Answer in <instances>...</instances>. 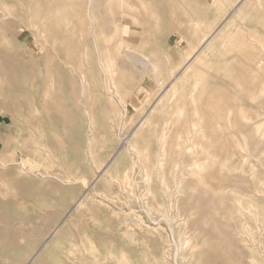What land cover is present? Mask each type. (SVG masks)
<instances>
[{
	"label": "rangeland",
	"instance_id": "1",
	"mask_svg": "<svg viewBox=\"0 0 264 264\" xmlns=\"http://www.w3.org/2000/svg\"><path fill=\"white\" fill-rule=\"evenodd\" d=\"M241 1L102 2L109 95L88 0H0V264H264V0Z\"/></svg>",
	"mask_w": 264,
	"mask_h": 264
},
{
	"label": "bare ground",
	"instance_id": "2",
	"mask_svg": "<svg viewBox=\"0 0 264 264\" xmlns=\"http://www.w3.org/2000/svg\"><path fill=\"white\" fill-rule=\"evenodd\" d=\"M87 1V0H86ZM102 0H88V2L91 4V7H87L86 9V11L87 12H85L86 13V17H87V20H88V22H89V35H90V37H91V39H92V41H93V45H94V49H95V51H96V54H97V66H98V68H100L104 73H105V75H106V81H105V84H106V91H107V93L110 95L111 93H110V85L108 84V80H107V77H109L110 76V74H112V73H114V72H112L111 71V68H110V66L107 64V63H104V61L102 60V53H101V49H100V46H99V35H103L102 33L104 32V28H100V23H99V21H98V18H97V16H96V14H95V12H94V8H96L97 10H100L101 9V4H102V2H105V1H107V0H104V1H102ZM111 2V0H108V2ZM241 1V0H240ZM246 0H243V1H241V2H245ZM107 2V3H108ZM87 3V2H86ZM107 3L105 2V4L107 5ZM132 3V2H131ZM139 3V2H138ZM109 4V3H108ZM244 4V3H243ZM3 5V4H2ZM92 5H97V7H92ZM122 5H124V4H122ZM140 5H142V4H140ZM90 6V5H89ZM103 6H104V3H103ZM102 6V7H103ZM134 6V5H133ZM142 6H144V5H142ZM238 6V5H237ZM246 6V5H245ZM2 8H3V6H2ZM121 9H123L124 11H125V9L124 8H122V7H120ZM132 8V7H131ZM143 8V7H142ZM219 8V7H218ZM222 8V7H221ZM239 7H236L235 8V10L234 11H236V9H238ZM245 8V7H244ZM4 9V8H3ZM12 9V8H11ZM78 9H79V7H78ZM111 9V8H110ZM110 9L109 8H107L106 10H108V11H110ZM119 9V8H118ZM128 9H130V8H127V10ZM144 9V8H143ZM9 10V9H8ZM102 10H103V8H102ZM104 10H105V8H104ZM123 10H118V11H123ZM136 10V9H135ZM138 10V9H137ZM137 10H136V12H137ZM56 11V10H55ZM78 11V10H77ZM76 11V12H77ZM107 11V12H108ZM129 11V10H128ZM128 11H126V12H128ZM132 11V10H131ZM130 11V13L132 14V12L134 11V9H133V11L131 12ZM146 11H147V9H146ZM220 11H222V13H223V10L221 9ZM225 11H227V10H225ZM224 11V12H225ZM73 12V11H72ZM104 12V11H103ZM106 12V13H107ZM120 12V13H121ZM125 12V13H126ZM125 13H123V17L125 18L126 16H124V14ZM232 13V12H231ZM234 13V12H233ZM101 14V13H100ZM105 14V13H104ZM113 14V12L111 13V15ZM130 14V15H131ZM74 15H75V13H74ZM74 15H72V16H74ZM77 15V14H76ZM109 15V14H108ZM110 15V16H111ZM114 15V14H113ZM77 16H79V15H77ZM129 16V15H128ZM127 16V17H128ZM209 16V15H208ZM221 17H222V15H220ZM227 16V15H226ZM83 17V16H82ZM106 17V16H105ZM122 15H121V17H117V16H111V17H106L107 18V23H110V27L112 26V28H109V30L110 31H108V32H110V34H113V35H115L116 34V36H118L119 35V29H120V27L123 25V24H121L120 22H122ZM176 17V16H175ZM204 17V16H203ZM54 18V17H53ZM81 18V17H80ZM130 19H131V17H129ZM177 18V17H176ZM217 18V17H216ZM220 18V17H219ZM223 18V17H222ZM3 19V18H2ZM78 19H79V17H78ZM156 19H158V18H156ZM179 19V18H178ZM200 19V18H199ZM225 19H226V17H225ZM229 19V18H228ZM228 19H226V20H228ZM9 20V19H8ZM47 20V19H46ZM80 20V19H79ZM132 20H133V17H132ZM134 20H135V18H134ZM220 20V19H219ZM226 20H225V22H226ZM2 21H4V20H2ZM57 21V20H56ZM76 21V20H75ZM83 21H84V19H83ZM157 21H159V19L157 20ZM156 21V22H157ZM18 22V21H17ZM45 22V21H44ZM66 22V21H65ZM85 22V21H84ZM176 22V21H175ZM220 22V21H219ZM223 22V20H221V23ZM223 23L224 25L226 24V23ZM63 23V22H62ZM61 23V24H62ZM73 23V22H72ZM138 23V22H137ZM136 23V24H137ZM220 23V26H218V24H215V25H217L215 28V30L210 34V35H205V36H207V37H205L204 35V37H205V39L203 38V44H202V46H201V48H203V47H205V46H207L209 43H212V41L211 40H213V38H214V36L221 30V28H222V26H223V24H221ZM42 24V23H41ZM66 24V23H65ZM70 24V23H69ZM125 24V23H124ZM160 24V23H159ZM256 24V23H255ZM64 25V24H63ZM62 25V26H63ZM84 25V24H83ZM138 26L140 25V24H137ZM142 25V24H141ZM156 25V24H155ZM193 25V24H192ZM186 26V25H185ZM195 26H197V25H195ZM198 26H199V24H198ZM197 26V27H198ZM68 27V26H67ZM85 27V26H84ZM124 29H125V31L124 32H126V30L128 31V29H126V27L127 26H125L124 25ZM193 27V26H192ZM213 27V26H212ZM260 27V26H259ZM29 28H31V26L29 27ZM37 28V27H36ZM45 28H46V26H45ZM82 28V27H81ZM198 28H200V27H198ZM198 28H196L194 31H197V30H199ZM202 28V27H201ZM67 29V28H66ZM136 29V28H135ZM156 29H157V26H156ZM177 29V28H176ZM194 29V28H193ZM207 29V28H206ZM214 29V28H213ZM38 30V29H37ZM120 30H122V29H120ZM209 30H211V29H209ZM74 31V30H73ZM130 31V30H129ZM135 31V30H134ZM137 31V30H136ZM154 31V30H153ZM204 31V30H203ZM198 32V31H197ZM80 33H82L81 31H80ZM117 33H118V35H117ZM129 33H131V32H129ZM134 33H136V32H134ZM193 33V32H192ZM221 33V32H220ZM73 34V33H72ZM171 34V33H170ZM206 34V33H205ZM209 34V33H208ZM39 35V34H38ZM82 35V34H81ZM42 36V35H41ZM75 36V35H74ZM115 36V37H116ZM39 37V36H38ZM83 37V36H82ZM105 37H107V36H104V38ZM119 37V36H118ZM121 37H122V35H121ZM128 37V36H127ZM131 37H133V36H131ZM130 37V38H131ZM41 38V37H40ZM109 38V37H108ZM141 38V37H140ZM231 38V37H230ZM39 39V38H38ZM80 39H81V37H80ZM103 39V38H102ZM3 40V39H2ZM104 40V39H103ZM119 40H120V38H119ZM131 40H133V39H131ZM140 40V39H139ZM77 41V40H76ZM211 41V42H210ZM9 42V41H8ZM129 42V41H128ZM138 42V41H137ZM202 42V41H201ZM229 42V41H228ZM255 42V41H254ZM16 43V42H15ZM46 43V42H45ZM146 43V42H145ZM47 44V43H46ZM144 44V43H143ZM147 44V43H146ZM201 44V43H200ZM255 44H257V42L255 43ZM88 45V44H87ZM103 45H104V43H103ZM86 46V45H85ZM147 46H148V44H147ZM192 46V45H191ZM225 46V45H224ZM73 47V46H72ZM88 47V46H87ZM54 48V47H53ZM78 48V47H77ZM86 48V47H85ZM102 48V47H101ZM132 48V47H131ZM222 48H223V46H222ZM146 49V48H145ZM132 50V49H131ZM131 50H129V49H126V51H124V53H125V57H127V59H129L130 61H131V63L133 64V65H142V67H144V68H147V67H149V66H151L153 69H157L158 70V73L161 71V65H160V63H159V60L157 59V61H155V62H157V65L155 64V67L154 66H152V63H151V61L149 60L151 57H147L145 54H138V53H136V51L137 50H133V51H131ZM164 50V49H163ZM222 50V49H221ZM226 50V49H225ZM234 50V49H233ZM56 51V50H55ZM73 51V50H72ZM88 51V50H87ZM102 51H103V49H102ZM105 51V50H104ZM135 51V52H134ZM139 51V50H138ZM193 51V50H192ZM70 52V51H69ZM86 52V51H85ZM119 52V51H118ZM139 52H141V50L139 51ZM166 52V51H165ZM189 52V51H188ZM197 52V51H196ZM195 52V53H196ZM228 52H230V51H228ZM232 52V51H231ZM123 53V52H122ZM234 53H236V52H234ZM238 53V52H237ZM82 54V53H81ZM253 54V53H252ZM56 55H58V54H56ZM192 55L193 54H189L188 55V57H187V59L185 60V66L181 69V72L182 71H185V70H187V69H189L190 68V64L194 61V59L193 58H191L192 57ZM254 55H255V53H254ZM32 56V55H31ZM46 56V55H45ZM249 56V55H248ZM84 57V56H83ZM89 57V56H88ZM257 57H258V55H257ZM259 57H262V55L261 56H259ZM63 58V57H62ZM65 58V57H64ZM90 58V57H89ZM88 58V59H89ZM160 58V57H159ZM167 58V57H166ZM38 59V58H37ZM56 59H57V57H56ZM85 59H86V57H85ZM127 59H125V60H127ZM258 59V58H257ZM33 60V59H32ZM39 60V59H38ZM58 60V59H57ZM256 60V59H255ZM253 61H254V59H253ZM62 62V61H61ZM70 62V61H69ZM234 62H235V60H234ZM257 62V61H256ZM36 63V62H35ZM63 63H64V61H63ZM81 63H83V62H81ZM194 63H196V62H193V64ZM231 63V62H230ZM250 63V62H249ZM253 63V62H252ZM251 63V64H252ZM154 64V63H153ZM239 64V63H238ZM255 65H256V63H254ZM61 65V64H60ZM195 65V64H194ZM81 66H82V64H81ZM181 66V65H180ZM65 67H66V65H65ZM67 67H69V66H67ZM80 67V66H79ZM83 67V66H82ZM194 66L192 65V68H193ZM251 67V66H250ZM81 68V67H80ZM165 68V67H164ZM201 68V67H200ZM247 68H248V66H247ZM79 69V68H78ZM83 69V68H82ZM81 69V70H82ZM135 69V68H134ZM45 70V69H44ZM69 70H71V69H69ZM73 71H74V68L72 69ZM71 70V71H72ZM133 70V69H132ZM149 70V69H148ZM151 70V69H150ZM190 70V69H189ZM61 71V70H60ZM77 71V70H76ZM83 71V70H82ZM176 71V70H175ZM68 72H70V71H68ZM186 72H189V71H186ZM242 72V71H241ZM71 73V72H70ZM74 73H75V71H74ZM79 73H82V72H79ZM102 73V72H101ZM120 74V73H119ZM180 74V73H179ZM179 74H177V75H174L173 76V80H172V82L174 83L176 80H177V78L179 77ZM183 74V73H182ZM104 75V74H103ZM149 75V74H148ZM172 75V74H171ZM188 74L186 73V76H187ZM209 75V74H208ZM234 75V74H233ZM58 76V75H57ZM86 76V75H85ZM102 76V75H101ZM111 76H113V75H111ZM110 76V78L111 79H113V77H111ZM116 76V75H115ZM114 76V77H115ZM127 76V75H126ZM129 76H130V74H129ZM72 77H74V74H73V76ZM84 77V76H83ZM148 77V76H147ZM170 77H172V76H170ZM184 78L183 79H185V75L183 76ZM188 77V76H187ZM210 77V76H209ZM43 78V77H42ZM85 78H87V77H85ZM125 78V77H124ZM149 78V77H148ZM205 78V77H204ZM73 79V78H72ZM126 79V78H125ZM188 79V78H187ZM193 79V78H192ZM195 79V78H194ZM256 79V78H255ZM59 80V79H58ZM155 80V79H154ZM74 81V80H73ZM81 81V80H80ZM87 81H88V79H87ZM128 81V80H127ZM132 81V80H131ZM196 81H198V80H196ZM201 81V80H200ZM203 81V80H202ZM72 82V81H71ZM75 82V81H74ZM81 82H84V80L83 81H81ZM110 82H111V80H110ZM188 82V81H187ZM199 82V81H198ZM197 82V83H198ZM85 83H86V81H85ZM85 83H84V85H85ZM88 83V82H87ZM114 83V82H113ZM132 84H133V81L131 82ZM195 83V82H194ZM46 84V83H45ZM61 84V83H60ZM73 84V83H72ZM82 84V83H81ZM139 84V83H138ZM13 85V84H12ZM51 85V84H50ZM59 85V84H58ZM87 85V84H86ZM90 85V84H89ZM112 85V84H111ZM114 85V84H113ZM6 86V85H5ZM83 86V85H82ZM91 86V85H90ZM89 86V87H90ZM93 86V85H92ZM165 86V85H164ZM88 86H86V88H87ZM113 87V86H112ZM44 88V87H43ZM51 88V87H50ZM54 88V87H53ZM114 89H115V87H113ZM175 88V87H174ZM200 88V87H199ZM198 88V89H199ZM208 88V87H207ZM82 89H83V87H82ZM81 89V90H82ZM84 89H85V87H84ZM88 89V88H87ZM10 90H12V89H10ZM40 90V89H39ZM59 90V89H58ZM117 90V89H116ZM43 91H45V90H43ZM85 91H87V90H85ZM84 91V93H86ZM134 91V90H133ZM164 91H165V89H162L161 90V92L162 93H160L159 94V96H158V99H157V101H160V99H161V97H163L162 95H163V93H164ZM197 91V90H196ZM205 91V90H204ZM114 92H115V90H114ZM117 92V91H116ZM115 92V93H116ZM51 93V92H50ZM49 93V94H50ZM83 93V92H82ZM131 93V92H130ZM204 93V92H203ZM47 94L48 93H46V96H47ZM129 94V93H128ZM132 94V93H131ZM256 94V93H255ZM51 95V94H50ZM59 95V94H58ZM76 95V94H75ZM85 95V94H84ZM87 95H88V93H87ZM112 95V94H111ZM117 95H120V93L118 94V92H117ZM130 95V94H129ZM128 95V96H129ZM167 95V94H166ZM172 95V94H171ZM91 96V95H90ZM115 96V95H114ZM192 96V95H191ZM190 96V97H191ZM76 97H77V95H76ZM79 97V96H78ZM81 97V96H80ZM82 97H84L83 96V94H82ZM96 97V96H95ZM154 97V96H153ZM194 97V96H193ZM196 97V96H195ZM194 97V98H195ZM258 97V96H257ZM119 98H122L121 96H119ZM125 98V97H124ZM128 98V97H127ZM149 98V97H148ZM193 98V99H194ZM48 99V98H47ZM60 99V98H59ZM81 99V98H80ZM84 99V98H83ZM82 99V100H83ZM89 99V98H88ZM93 99V98H92ZM41 101V100H40ZM86 101V100H85ZM118 101H119V99H118ZM125 101H126V99H125ZM163 101V100H162ZM86 102H88V101H86ZM91 102V101H90ZM92 102H93V100H92ZM91 102V103H92ZM124 102V101H123ZM161 102V101H160ZM159 102V103H160ZM189 102V101H188ZM51 103V102H50ZM80 103V102H79ZM147 103V102H146ZM157 103V102H156ZM88 104V103H87ZM148 104H150V103H148ZM155 104V103H154ZM53 105V104H52ZM153 105V104H152ZM59 106V105H58ZM145 106V105H144ZM143 106V107H144ZM46 107V106H45ZM62 106L60 105V107L58 108V110L59 111H62V110H64L63 108H62V110L60 109ZM153 107V106H152ZM163 107V106H162ZM142 108V107H141ZM190 108V107H189ZM145 109V108H144ZM47 110V109H46ZM127 111V110H126ZM146 111V110H145ZM181 111V110H180ZM64 112H65V110H64ZM194 112V111H193ZM145 113V112H144ZM147 113V112H146ZM148 113H149V111H148ZM152 113V112H151ZM150 113V114H151ZM195 113V112H194ZM149 114V115H150ZM142 116V115H141ZM189 117V116H188ZM192 117V116H191ZM244 118H247L246 116H243ZM144 118V117H143ZM141 119V118H140ZM142 120V119H141ZM144 120H146V119H144ZM183 120V119H182ZM261 121H263L262 119H260ZM45 121V120H44ZM140 122V121H139ZM260 122V121H259ZM145 123V121L142 123V125ZM264 123V122H263ZM181 124V123H180ZM257 124V125H256ZM263 125V124H262ZM261 125V126H262ZM249 126V125H248ZM255 126H256V128H258V131H257V129L254 131V132H256V134H258L259 133V129L261 128L260 127V124L259 123H257V122H255ZM260 127V128H259ZM177 128V127H176ZM182 128V127H181ZM135 130V129H134ZM133 130V131H134ZM174 130V129H173ZM90 132L89 133H93V131L91 132V128H90V130H89ZM260 133L262 134V132L260 131ZM134 134V133H133ZM132 134V135H133ZM140 134V133H139ZM175 134V133H174ZM131 135V134H130ZM90 136H91V134H90ZM93 136V135H92ZM261 136V135H260ZM263 136H264V134H263ZM263 136H261L262 138H263ZM131 139V138H130ZM92 139L90 138V142L89 143H91L92 141H91ZM157 140V139H156ZM160 140H161V138H160ZM89 141V140H88ZM127 142V141H126ZM88 143V144H89ZM159 143V142H158ZM122 144V143H121ZM163 144V143H162ZM130 145V144H129ZM160 146V145H159ZM165 148V147H164ZM166 149V148H165ZM160 150V149H159ZM164 150V149H163ZM162 150V151H163ZM119 152V151H118ZM165 152V151H164ZM212 154V152H209V150H208V155L209 154ZM115 154V153H114ZM206 154V155H207ZM210 154V155H211ZM158 155V154H157ZM162 155H163V153H162ZM209 155V156H210ZM140 157V156H139ZM158 157V156H157ZM161 157V156H160ZM159 157V158H160ZM210 157H212V156H210ZM113 158H114V156H113ZM162 158V157H161ZM157 159V158H156ZM158 160V159H157ZM161 161H162V159H160ZM220 160V159H219ZM221 161V160H220ZM111 162H112V160H111ZM213 163L211 164L210 163V165H213L215 162H214V160L212 161ZM111 165V164H110ZM207 165L209 166V163L207 162ZM206 165V166H207ZM215 165V164H214ZM207 166V167H208ZM108 167V165L106 164V168ZM197 167V166H196ZM209 167H211V166H209ZM213 167V166H212ZM221 167V166H220ZM231 167V166H230ZM206 167H204V169H205ZM229 168V167H228ZM230 169V168H229ZM21 170V169H20ZM221 170V169H220ZM104 171H106V170H104ZM228 171V170H227ZM103 174V173H102ZM99 176V175H98ZM101 176V175H100ZM36 177V176H35ZM45 178V177H44ZM98 179V178H97ZM97 179H95V180H97ZM98 181V180H97ZM195 197V196H194ZM214 197V196H213ZM80 200V199H79ZM78 202V201H77ZM81 202V201H80ZM255 204V203H254ZM253 204V205H254ZM78 205V204H77ZM76 205V206H77ZM257 204H255V207H257L256 206ZM249 206V205H248ZM75 207V206H74ZM250 207H251V205H250ZM255 207H253V208H255ZM254 210H256L257 211V208H255ZM250 211V210H249ZM256 211H253V212H256ZM264 211V210H263ZM263 211H261V212H263ZM252 212V211H251ZM255 214V213H254ZM257 214H259V213H257ZM262 214V213H261ZM251 216H253V215H251ZM258 216V215H257ZM254 217V216H253ZM256 217V216H255ZM258 221V220H257ZM155 222V221H154ZM156 223V222H155ZM258 223V222H257ZM260 224H262V223H260ZM260 227V226H259ZM58 229V228H57ZM244 229V228H243ZM250 229V228H249ZM244 231V230H243ZM246 231V230H245ZM263 231V230H262ZM248 233V232H247ZM253 233V232H252ZM252 238H253V234H252ZM254 240V239H253ZM260 240V239H259ZM191 243V242H190ZM263 243V242H262ZM212 244V243H211ZM261 244V243H260ZM217 249H219V248H217ZM216 249V250H217ZM218 252V251H217ZM216 252V253H217ZM219 253V252H218ZM254 260V259H253ZM256 261V260H255ZM261 261V260H260ZM262 262V261H261ZM197 263V262H196ZM30 264V263H29ZM176 264H178V262H176ZM263 264V263H262Z\"/></svg>",
	"mask_w": 264,
	"mask_h": 264
}]
</instances>
